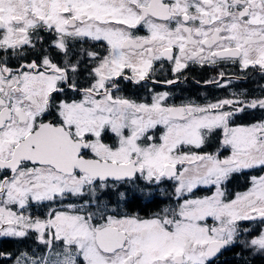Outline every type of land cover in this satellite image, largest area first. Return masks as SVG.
I'll list each match as a JSON object with an SVG mask.
<instances>
[{
    "label": "snow or ice",
    "instance_id": "1",
    "mask_svg": "<svg viewBox=\"0 0 264 264\" xmlns=\"http://www.w3.org/2000/svg\"><path fill=\"white\" fill-rule=\"evenodd\" d=\"M196 68L255 87L158 90ZM0 240V264L264 258V0H0Z\"/></svg>",
    "mask_w": 264,
    "mask_h": 264
},
{
    "label": "flooded vegetation",
    "instance_id": "2",
    "mask_svg": "<svg viewBox=\"0 0 264 264\" xmlns=\"http://www.w3.org/2000/svg\"><path fill=\"white\" fill-rule=\"evenodd\" d=\"M229 75L235 77L236 70L233 68H225ZM217 75V72L212 69H193L188 72V79L175 86L159 85L158 90H172L171 99L179 103L184 99L195 100L196 102L214 101L217 98L228 96L232 91L250 90L255 87L254 82L249 80H233V83L228 88H218L215 85H206L203 81L212 79ZM167 78L162 76L161 79ZM196 81H201L197 84ZM133 89H130L132 91ZM17 245L12 241L0 240V249L7 252H15ZM264 264V258L249 257L240 254L239 249L229 251L221 257L218 264Z\"/></svg>",
    "mask_w": 264,
    "mask_h": 264
}]
</instances>
